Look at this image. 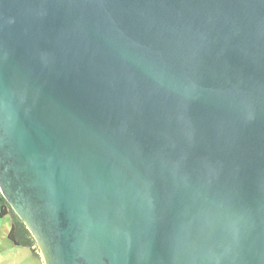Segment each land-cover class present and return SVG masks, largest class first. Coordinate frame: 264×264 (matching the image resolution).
<instances>
[{
  "label": "water",
  "instance_id": "95a60500",
  "mask_svg": "<svg viewBox=\"0 0 264 264\" xmlns=\"http://www.w3.org/2000/svg\"><path fill=\"white\" fill-rule=\"evenodd\" d=\"M0 190L46 264H264V0H0Z\"/></svg>",
  "mask_w": 264,
  "mask_h": 264
},
{
  "label": "rangeland",
  "instance_id": "374dc122",
  "mask_svg": "<svg viewBox=\"0 0 264 264\" xmlns=\"http://www.w3.org/2000/svg\"><path fill=\"white\" fill-rule=\"evenodd\" d=\"M11 221L8 216H0V264H41L29 248L16 246L9 238ZM41 262L45 263L42 250L37 243Z\"/></svg>",
  "mask_w": 264,
  "mask_h": 264
},
{
  "label": "trees",
  "instance_id": "16d2710c",
  "mask_svg": "<svg viewBox=\"0 0 264 264\" xmlns=\"http://www.w3.org/2000/svg\"><path fill=\"white\" fill-rule=\"evenodd\" d=\"M0 216H8L11 221L10 229L8 231V238L16 245L29 248L33 255L40 260V254L37 248V242L28 230L27 226L19 215L13 210L10 203L4 197L0 190Z\"/></svg>",
  "mask_w": 264,
  "mask_h": 264
},
{
  "label": "flooded vegetation",
  "instance_id": "af4514ba",
  "mask_svg": "<svg viewBox=\"0 0 264 264\" xmlns=\"http://www.w3.org/2000/svg\"><path fill=\"white\" fill-rule=\"evenodd\" d=\"M43 264H45V263L43 262Z\"/></svg>",
  "mask_w": 264,
  "mask_h": 264
}]
</instances>
